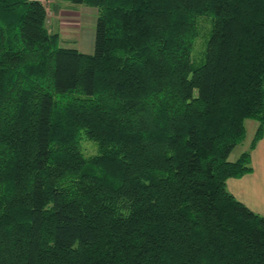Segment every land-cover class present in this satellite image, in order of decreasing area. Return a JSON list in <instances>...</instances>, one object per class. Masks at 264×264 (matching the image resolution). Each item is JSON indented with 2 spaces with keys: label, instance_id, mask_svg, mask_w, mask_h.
Returning <instances> with one entry per match:
<instances>
[{
  "label": "trees",
  "instance_id": "trees-1",
  "mask_svg": "<svg viewBox=\"0 0 264 264\" xmlns=\"http://www.w3.org/2000/svg\"><path fill=\"white\" fill-rule=\"evenodd\" d=\"M60 1L97 9L93 52L0 0V264H264L227 188L264 135V0Z\"/></svg>",
  "mask_w": 264,
  "mask_h": 264
},
{
  "label": "rangeland",
  "instance_id": "rangeland-1",
  "mask_svg": "<svg viewBox=\"0 0 264 264\" xmlns=\"http://www.w3.org/2000/svg\"><path fill=\"white\" fill-rule=\"evenodd\" d=\"M53 3H61L64 14L53 13ZM48 9L47 27L50 32L58 33L60 37V44L66 47H75L78 44L73 41L76 37V31L81 32H92L95 33V22L97 19V9L95 7L87 6L85 4H72L69 1L60 0H48L45 4ZM199 24V35L195 41L194 48L192 51L191 61L193 66L202 64L205 60V49L206 42L209 38L210 31V20L207 16H200L198 19ZM58 24L60 30H54V25ZM56 31V32H55ZM87 36V35H86ZM75 45V46H72ZM80 46V51L85 53L93 52L94 46L91 45L90 49H83ZM77 48V47H75ZM86 48V47H85ZM79 49V48H77ZM258 126L256 120H246V137L245 139L235 146L231 153V158L236 159L242 152L249 149L250 143L254 137ZM82 149L85 154H95L98 150L97 145L89 140L82 141Z\"/></svg>",
  "mask_w": 264,
  "mask_h": 264
},
{
  "label": "crops",
  "instance_id": "crops-1",
  "mask_svg": "<svg viewBox=\"0 0 264 264\" xmlns=\"http://www.w3.org/2000/svg\"><path fill=\"white\" fill-rule=\"evenodd\" d=\"M52 11L56 14L59 13V15L64 14L61 3H53ZM53 29L59 31L60 26L55 23ZM94 38L95 33L77 30L73 41L83 46V49H90L91 45L94 46ZM78 45L72 46L80 50L81 48ZM251 165V172L241 177L229 178L227 180V188L239 201L253 211L264 215V135L257 142L254 149L251 150Z\"/></svg>",
  "mask_w": 264,
  "mask_h": 264
},
{
  "label": "built area",
  "instance_id": "built-area-1",
  "mask_svg": "<svg viewBox=\"0 0 264 264\" xmlns=\"http://www.w3.org/2000/svg\"><path fill=\"white\" fill-rule=\"evenodd\" d=\"M31 1H37V2H40L42 4H46L48 2V0H31Z\"/></svg>",
  "mask_w": 264,
  "mask_h": 264
}]
</instances>
